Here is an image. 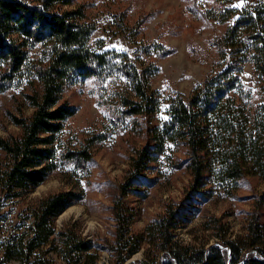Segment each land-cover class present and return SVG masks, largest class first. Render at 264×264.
I'll return each mask as SVG.
<instances>
[{"label": "rangeland", "instance_id": "rangeland-1", "mask_svg": "<svg viewBox=\"0 0 264 264\" xmlns=\"http://www.w3.org/2000/svg\"><path fill=\"white\" fill-rule=\"evenodd\" d=\"M241 2L75 0L72 6L63 7H82L88 20L96 25L92 48L114 53H108L110 64L102 72L78 77L67 86L64 99L76 106L77 112L58 134L61 145L58 142L57 166L47 180L20 197L0 187V264H21L4 258V244L25 230L29 232L33 212L44 199L60 192H72L74 202L55 219L52 243L33 255L30 262L144 264L163 256L143 240L141 249L126 258L129 238H118L120 232H126L124 222L118 220L120 212L129 218V232L147 239L152 222L170 208H180L182 219L176 238L197 248H225L227 240L244 242L252 233V224L263 226L264 233V179L259 175L245 176L232 185L207 176L204 188L198 191L189 168L191 152L186 141L168 140L160 154L153 149L155 128H162L171 117L169 97L179 93L190 97L197 86L226 66L217 40L239 13L226 22H220L216 14ZM247 2L243 0L239 8ZM47 51L44 44L34 45L30 49L32 63L45 59ZM134 65L152 72L151 87L161 92L163 105L153 114L134 115L128 111L125 102L138 100L125 71ZM3 67L0 65V71ZM241 80L248 100L264 104V84L252 62H246ZM3 86L0 136H17L21 127L14 116L32 114L34 107L28 94L42 84L35 73L26 70ZM145 148L150 149L153 158L135 173L136 160ZM68 150H87L91 159L76 161L67 156ZM5 160L0 149V163ZM131 179L132 185L128 186ZM68 241L74 245L89 243L90 249L71 253Z\"/></svg>", "mask_w": 264, "mask_h": 264}, {"label": "trees", "instance_id": "trees-1", "mask_svg": "<svg viewBox=\"0 0 264 264\" xmlns=\"http://www.w3.org/2000/svg\"><path fill=\"white\" fill-rule=\"evenodd\" d=\"M247 1L242 8L225 7L216 14L220 22H226L239 13L217 40L226 66L197 86L190 97L182 93L171 95L168 100L171 117L154 131L153 149L159 154L165 151L168 140L186 141L191 152L189 168L198 191L204 188L207 176H215L224 185L238 184L250 175L264 179V104L248 100L241 80L246 62H252L264 84V0ZM74 2L0 0V65L5 66L0 71V83H3L0 87L26 70L35 73L42 84L28 94L34 107L32 114L14 116L21 133L0 136V149L6 156L0 163V187L11 196L20 197L31 191L56 168L58 142L61 145L58 134L66 120L77 112V107L64 99L69 83L78 77L99 74L110 64L108 53L113 51L92 48L96 25L88 20L85 10L80 6L63 9ZM39 43L48 47L47 55L42 61L32 63L30 49ZM125 71L138 98L126 99L128 111L134 115L159 111L163 100L161 92L151 87L152 72L146 68L141 71L135 65ZM153 155L148 148L141 151L135 173L142 171ZM67 156L79 162L91 159L87 150H68ZM131 182L132 179L128 186ZM262 199L264 205V194ZM73 202L72 192H60L44 199L33 212L29 232L25 230L17 238L6 241L4 258L19 260L21 264H38L30 262L31 258L52 243L56 235L55 219ZM179 211L180 208H170L152 222L147 228V239L143 234L130 233L129 218L120 212L118 220L124 222L126 232H120L118 238L120 241L129 238L126 258L137 253L142 241L147 240L163 256L153 257L151 263L144 264H264V248H261L264 233L260 224H252V233L244 242L227 240L225 248L218 245L197 248L176 238L182 219ZM66 244L71 253L90 249L89 243L74 245L68 241Z\"/></svg>", "mask_w": 264, "mask_h": 264}, {"label": "snow or ice", "instance_id": "snow-or-ice-1", "mask_svg": "<svg viewBox=\"0 0 264 264\" xmlns=\"http://www.w3.org/2000/svg\"><path fill=\"white\" fill-rule=\"evenodd\" d=\"M242 2H243V0H242ZM242 2H241V4L234 5V7H237V8L241 7L242 6Z\"/></svg>", "mask_w": 264, "mask_h": 264}]
</instances>
